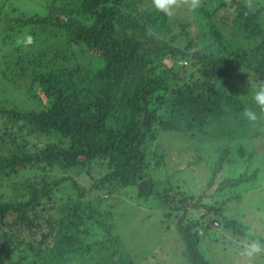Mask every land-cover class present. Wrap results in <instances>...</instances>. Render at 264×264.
Masks as SVG:
<instances>
[{
	"label": "trees",
	"instance_id": "1",
	"mask_svg": "<svg viewBox=\"0 0 264 264\" xmlns=\"http://www.w3.org/2000/svg\"><path fill=\"white\" fill-rule=\"evenodd\" d=\"M41 3L44 15L8 9L15 16L2 17L0 8V37L9 44L34 38L0 48V85L25 104L0 107V188L7 192L0 194V264H136L113 234L112 206L100 198L127 188L138 199L156 196L188 264H214L199 246L202 226L209 218L244 238L246 223L225 214L240 195L227 189L256 173L222 181L214 189L221 204L213 196L207 204L166 181L155 184L151 171L165 157L153 143L164 130L198 139L209 119L224 115L240 123L251 102L226 89L234 79L251 87L264 79V0L251 10L244 0H215L178 22L151 0ZM26 101L39 107L25 108ZM228 149L210 151L218 154L213 171L228 161ZM56 190L66 195L55 200Z\"/></svg>",
	"mask_w": 264,
	"mask_h": 264
},
{
	"label": "rangeland",
	"instance_id": "2",
	"mask_svg": "<svg viewBox=\"0 0 264 264\" xmlns=\"http://www.w3.org/2000/svg\"><path fill=\"white\" fill-rule=\"evenodd\" d=\"M42 1L44 0H0V8L5 7L1 16L6 17L8 14L14 17L15 15L9 14L8 9L18 11L17 14L44 15L46 9ZM214 3L215 0H202V5L206 8ZM194 14L182 8L177 11L173 19L177 22L187 20ZM2 40L4 39L0 37L2 51L16 45L11 42L9 44V40H4L3 43ZM41 44H44L42 40L39 41V45ZM48 44L46 42L41 47H46ZM28 86L25 85L24 88ZM250 89L251 86L245 80L234 79L226 90L244 103H249ZM9 91L10 88L0 85V107L10 109L13 104L23 107L24 101L16 100V97H20L18 93ZM23 91L26 94V90ZM26 102L28 103L25 108L39 107L34 101ZM237 119L233 117L229 120L228 115L219 119H209L205 127L207 129L198 139L193 137L187 139L181 133L172 131H159L153 147L164 155L165 164L153 169L151 178L157 186H161L166 181L185 194L202 196L207 204H213L212 199L208 202L209 197L213 196L219 205L222 194L214 189H217L222 181L233 180L243 173L250 176L255 172L256 179L251 178L238 187L227 189L229 194L240 195V199H234L225 214L244 221L248 231L251 230L264 239V126L252 128L244 120L240 119L239 123ZM1 127L0 120V130ZM21 136L26 137L25 133H21ZM43 145L41 141L39 147ZM224 146L229 148V159L217 173L213 170L217 167L218 154L212 155L210 151L223 149ZM27 173L28 175H20V184L28 185L24 180L32 172ZM78 182L85 187H89L90 184L88 178H80ZM210 182L212 185L209 184ZM156 191L161 192L162 187H156ZM6 193L0 188V194ZM123 193L128 196L124 197ZM60 194L66 195L61 191L58 194L56 190L55 200L61 197ZM118 194H112L106 199L104 194L100 198L105 204L112 206L113 234L118 236L119 244L133 261L136 264H188L184 256L185 245L175 228V222L172 218H165L156 196L138 199L133 197L129 188L122 191L121 196ZM92 198L93 195L90 193L88 200ZM196 215L200 216L198 213ZM209 220L207 218L201 229L199 246L203 253L214 264H244L239 256V244L243 238L227 235L219 229L220 225L217 221L209 224Z\"/></svg>",
	"mask_w": 264,
	"mask_h": 264
},
{
	"label": "clouds",
	"instance_id": "3",
	"mask_svg": "<svg viewBox=\"0 0 264 264\" xmlns=\"http://www.w3.org/2000/svg\"><path fill=\"white\" fill-rule=\"evenodd\" d=\"M231 2L232 0H225V4H231ZM151 5L155 11L171 18L182 8H186L192 12L197 11L202 7V0H151ZM254 6V0H244L245 8L251 10ZM233 10L235 11V8ZM33 43L34 38L31 35H24L22 38L16 40L17 46L26 47ZM250 91L251 103L245 105L240 113V117L249 127L257 128L264 126V79L256 77V82ZM19 181L20 179L17 180V182ZM20 185L21 187L27 186ZM239 256L242 258L244 264H264V239L257 236L251 230L245 233L243 240L239 244Z\"/></svg>",
	"mask_w": 264,
	"mask_h": 264
}]
</instances>
